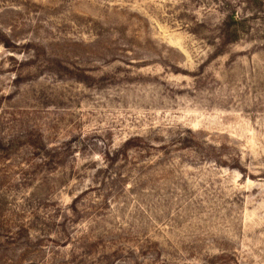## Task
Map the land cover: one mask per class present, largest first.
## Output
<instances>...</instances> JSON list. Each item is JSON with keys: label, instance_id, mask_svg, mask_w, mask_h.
I'll return each mask as SVG.
<instances>
[{"label": "rangeland", "instance_id": "obj_1", "mask_svg": "<svg viewBox=\"0 0 264 264\" xmlns=\"http://www.w3.org/2000/svg\"><path fill=\"white\" fill-rule=\"evenodd\" d=\"M0 264H264V0H0Z\"/></svg>", "mask_w": 264, "mask_h": 264}]
</instances>
